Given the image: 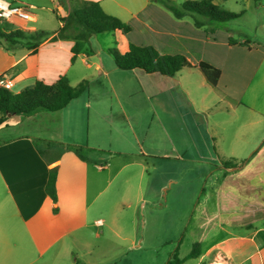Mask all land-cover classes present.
<instances>
[{
    "label": "crops",
    "instance_id": "1",
    "mask_svg": "<svg viewBox=\"0 0 264 264\" xmlns=\"http://www.w3.org/2000/svg\"><path fill=\"white\" fill-rule=\"evenodd\" d=\"M5 1L23 5L30 12V25L20 28L44 30L41 28L49 23L51 15L60 20L61 27L71 7L97 2L105 13L128 24L130 30L126 34L113 31L87 35L86 42L90 46L96 42L95 48L82 47L73 61V40L58 38L57 31H51L34 53L17 43L10 47L0 41V78L9 83L7 89L12 92L36 80L52 83L60 75L70 85L88 80L86 91L63 108L12 115L0 124V264H77V258L70 256V245L86 244L88 238L99 237L91 229L100 221L92 220L95 211L109 206L117 197L121 204L130 205L132 188L127 171L131 164L143 169L142 157L119 151L125 155L115 160L111 154L102 157L100 151L106 136L117 137L114 116L118 110L126 114L121 98L130 97L137 89L143 99L155 94L157 102L165 106L187 107L198 96L202 110L219 112L222 120L214 123L216 127L228 124L236 132L248 125L247 121L256 126L260 123L256 138L261 141L245 162L225 168L210 161L209 166L205 164L208 167L200 164L181 169L191 174L190 178L209 175L199 193H194L195 183L188 187L193 190L186 201L192 211L182 229L191 245L199 244V255L187 257V253L178 258L183 259L180 264H264V39L231 43L224 32L225 37L217 41L212 27L204 29L212 25L210 18L195 15L200 26L189 14L176 18L163 4L167 0ZM226 1L212 3L222 6ZM241 1L254 13L261 6L253 0ZM41 11H46L48 17L40 19ZM258 22L264 27V20ZM74 28L70 36L81 31L80 26ZM244 40L248 41L246 45L238 43ZM128 43L149 45L162 54H183L191 65L204 61L219 68V77L212 87L197 68L181 69L172 76L118 69L107 49L115 46L124 52ZM217 50L220 59L215 63L210 54ZM246 112L251 118L243 119ZM183 117L187 119V115ZM192 128L189 130L186 123L187 133L184 130L177 136L183 148L185 143L189 147V140L194 138ZM68 145L84 146L82 158ZM204 156L199 153L197 157ZM52 162L56 163L55 202L44 190ZM123 170L128 176L121 173ZM167 178L168 183L160 182L158 190L172 189L173 195L180 188L179 179ZM141 190L139 184L133 197L139 199ZM145 215L151 219L158 214L148 211ZM145 215L141 210L142 220ZM131 244L125 250L134 251L137 264H141L142 252L155 251L154 246ZM125 264H133V260Z\"/></svg>",
    "mask_w": 264,
    "mask_h": 264
},
{
    "label": "rangeland",
    "instance_id": "2",
    "mask_svg": "<svg viewBox=\"0 0 264 264\" xmlns=\"http://www.w3.org/2000/svg\"><path fill=\"white\" fill-rule=\"evenodd\" d=\"M170 1L180 7L184 0ZM258 2L261 6L254 13V9L244 8L241 0H227L219 7L240 12V15L226 21L210 19L209 23L212 25L205 26L204 29L209 31V27H212L213 36L217 37V41L221 36L225 37L224 32L228 39L234 41L241 39L253 41L255 37L264 39V27H260L258 22L260 19L264 20V0ZM46 14V11L39 12L40 19L42 16L48 17ZM189 15L196 19L195 13L190 12ZM48 19L49 23L44 24L45 26L41 29L48 33L57 31L59 36L66 33L67 29L60 30V20L57 18L56 20L54 15ZM18 24L27 28L30 25L28 21H17L15 25L6 24V28L14 29L18 27ZM91 35L98 36L97 34ZM95 44L96 42L91 43L90 46V43L83 42V49L95 48ZM219 54L220 50L210 54L212 61L218 62ZM141 94V91L137 89L130 97L124 98V100L121 98L126 114L117 111L113 123L117 137L106 136L104 139L106 144H102L100 154L102 157L111 154L115 160L121 159L125 155V153L123 155L118 153L119 151H127V154L133 156L138 154L142 157L144 167L141 169L139 165L131 164L130 170L127 171L132 188L130 190L132 198L128 200L130 205L121 204L117 197L109 206L105 205L99 208L93 214L92 220L99 219L103 223L95 222L96 224L91 228L92 231L98 232L99 237L88 238L86 244L70 245V256L76 257L83 264H125L129 260H133V264H137L134 251L125 250L129 245H132L131 241L136 244L141 243L142 248L144 245L155 248L154 252L150 251L148 254L142 252L140 255L141 264H164L172 252H177V257L186 255L191 249V243L188 242L189 237L182 229L192 211V205L186 201H189V194L193 192L188 187L195 183L194 193H199L205 184L207 185L208 181H205V178L209 174L202 172L201 177L190 178L191 174L184 173L181 169H187L190 166L196 167L200 164L209 166L208 162L210 161L213 164L216 162L221 164L223 160H231L236 164L235 166H238L240 162H245L249 158L253 149L261 141L256 138L262 127L259 125L260 123L256 126L247 121L249 124L236 132L233 130L234 126H228V124L226 126L219 124L216 127L214 123L217 120V122L222 120L218 117L219 112L206 113L202 110L198 96L194 97L195 100L192 99V103L185 107L172 106V104L161 105L157 102L155 94L144 99ZM185 115H187V119L184 120L183 116ZM230 116L231 114L228 113V117ZM243 117V119L251 118V115L246 112ZM260 120L262 122V119ZM231 121L233 122L232 119ZM186 123L189 130L190 127H193L191 135L194 134V138L189 140V147L185 143L183 148L182 141L178 140L177 136L186 129ZM184 133L187 131L185 130ZM119 136L120 139H118ZM83 153L89 157L87 152ZM141 153L144 154L141 155ZM199 153L205 156L197 157ZM121 173L127 175L124 170ZM214 176L215 174H213V179ZM167 177L179 179L180 188L175 190L173 195H171L172 189L160 192L158 190L160 182L168 183ZM139 184H141L142 195L138 199V196L133 197V194L134 191L137 193ZM165 192L167 193L165 194ZM261 195H264V192H261ZM146 199H148V205ZM141 210L144 215L148 214V211H152L158 214L157 218L150 219L148 215H145L142 220ZM159 239H164V241L159 242Z\"/></svg>",
    "mask_w": 264,
    "mask_h": 264
},
{
    "label": "trees",
    "instance_id": "3",
    "mask_svg": "<svg viewBox=\"0 0 264 264\" xmlns=\"http://www.w3.org/2000/svg\"><path fill=\"white\" fill-rule=\"evenodd\" d=\"M61 1V0H57ZM258 2L259 0H253ZM163 4L172 12L176 18L188 15L190 12L196 15L207 16L217 21H226L234 19L240 15V12L223 9L212 0H184L180 7L175 6L167 0ZM7 22L0 19V41L12 46L14 43L24 46L30 53H34L37 45L50 33L44 30L23 29L16 27L14 29L6 28ZM194 24L200 26L201 23L194 19ZM80 26V32L70 36L75 32L74 26ZM67 29L66 33L58 38H71L73 44L70 48V60L73 61L75 55L83 47V42L87 40L89 34H99L104 32L119 31L126 34L130 27L117 17L105 13L97 2H88L71 7L68 15L64 19L60 30ZM231 43H236L230 40ZM246 45L247 40L238 42ZM7 49V48H6ZM116 68L121 70L137 69L144 73H155L161 76H172L181 69L197 68L203 75L205 82L210 86H215L219 77V68L204 61L191 65L183 54H162L158 53L152 46L127 44V49L120 52L117 47L112 46L107 49ZM88 86L87 79H81L75 85H70L64 75L52 83H45L41 80L34 81L30 86L23 87L18 92H12L9 89L0 86V124L7 117L12 115H28L38 110L57 111L63 108L71 99L78 97ZM67 148L75 152L80 158V152L85 148L81 145H68ZM223 167H233L236 164L231 160L221 161ZM55 177L56 163L49 164L47 179L44 185L45 193L52 202H55ZM199 255V244L193 242L187 257H197ZM182 258H178L176 252H172L164 264H180ZM77 264H82L77 262Z\"/></svg>",
    "mask_w": 264,
    "mask_h": 264
},
{
    "label": "built area",
    "instance_id": "4",
    "mask_svg": "<svg viewBox=\"0 0 264 264\" xmlns=\"http://www.w3.org/2000/svg\"><path fill=\"white\" fill-rule=\"evenodd\" d=\"M31 14L23 5L11 4L5 0H0V19L7 23L16 24L17 21H28ZM23 26V25H19ZM0 86L8 88L9 83L0 78Z\"/></svg>",
    "mask_w": 264,
    "mask_h": 264
}]
</instances>
